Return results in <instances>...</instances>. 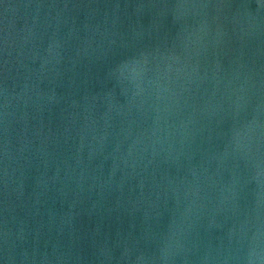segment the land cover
<instances>
[{"label":"water","instance_id":"95a60500","mask_svg":"<svg viewBox=\"0 0 264 264\" xmlns=\"http://www.w3.org/2000/svg\"><path fill=\"white\" fill-rule=\"evenodd\" d=\"M0 264H264V0H0Z\"/></svg>","mask_w":264,"mask_h":264}]
</instances>
